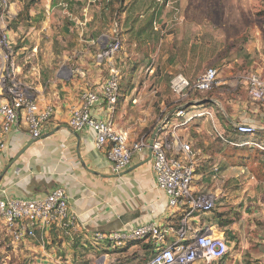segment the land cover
I'll return each instance as SVG.
<instances>
[{"label": "crops", "instance_id": "crops-1", "mask_svg": "<svg viewBox=\"0 0 264 264\" xmlns=\"http://www.w3.org/2000/svg\"><path fill=\"white\" fill-rule=\"evenodd\" d=\"M83 3V0H70V7L75 9ZM86 5L89 8L83 7L84 14L81 16L84 18L82 25L88 28V33L92 22L98 21L91 16L90 4ZM51 6L59 7L53 1ZM117 6L119 10L109 34L103 33L99 37V50L111 37L117 22L123 44L118 57L123 50L131 48L129 68L136 71L148 55V49H152L150 43L160 40L159 49H163V39L166 37V65L163 66L166 67V120L155 127L144 126L148 133L151 132L142 138L151 142L154 136L169 137L189 143L181 137V130L193 127L204 134L202 128L210 124L206 133L225 134L227 139L234 141L227 144L228 148L240 151L241 160L236 162L241 163V167L220 158L210 164V175H207V169L202 172L198 169L201 166L196 164L199 167H196L194 193L211 195L215 199V208L189 220V239L208 228L216 235L225 237L229 254L223 260L209 264H264V230L255 238L253 232L257 234V231L247 224L253 216L264 217V172L263 177L258 172L264 169V153L250 144L264 145V102L257 103L251 99L246 81L250 74H257L264 80V30H246L233 36L240 38L245 35L251 40L246 46L237 45L230 50L232 62L244 60L245 65L232 70L230 76L219 73L218 83L212 91H190L186 100H180L171 89L174 77L182 75L195 82L207 69H217L207 67L211 59L203 57L204 46L200 39L217 38L218 34L212 28L203 30L202 24L196 20L202 12L201 2L165 0L162 5L156 0H122L118 5L116 3ZM16 7L18 9V5ZM176 10L179 11L178 15L175 14ZM101 16H104L103 12ZM212 47V43L206 44V51L212 50ZM247 56H251L248 61ZM117 66L122 75L124 67H120L119 63ZM17 67L18 79L32 88L42 108L54 107V114L39 139H32L25 132L16 130L10 135L6 149L0 151V198L44 197L62 187L69 197L70 212L76 218L75 224L68 228L38 232L35 239L23 243L26 249L41 250L47 243L63 240L62 247L73 249L74 254L82 247L84 254L90 258L87 264H97L103 260L108 264L112 261L119 264H147L157 251L152 243L131 242L119 250H113L105 245H97L94 234H109L157 223L168 230L166 245L176 242L178 236L175 230L183 213L171 210L168 197L157 188L150 150L135 156L130 167L120 174H114L106 151L98 150L95 146L94 132L90 129L77 132L69 126L71 107L78 103L85 90L106 81L109 77L108 67H98L95 57L92 63H83L74 70L62 65L61 69L68 70L70 75L60 77L50 89L43 84L27 83V77H21L20 62ZM118 109L114 117L115 129L128 132L131 142L138 141L142 133L140 129L144 127L130 129L119 124ZM182 109L186 116L179 118L177 112ZM121 117L125 118L124 114ZM201 118L202 124L199 125L195 119ZM242 124L255 127L256 135L252 137L238 133L237 126ZM8 166V171L3 174ZM242 170L246 171V175L242 174ZM198 171L201 172L198 174ZM248 235L251 237L248 238ZM3 237L0 243L9 241L6 231ZM66 253L68 258L72 257L69 250ZM93 254L100 257L96 263L91 260Z\"/></svg>", "mask_w": 264, "mask_h": 264}, {"label": "built area", "instance_id": "built-area-1", "mask_svg": "<svg viewBox=\"0 0 264 264\" xmlns=\"http://www.w3.org/2000/svg\"><path fill=\"white\" fill-rule=\"evenodd\" d=\"M164 4L165 0H156ZM59 7L68 9L70 0H57ZM176 15L179 11L176 10ZM19 15L13 0H0V151L6 149L14 130L25 132L32 139H39L42 130L53 117L54 107H41L31 87L18 79L15 51L10 37L9 24ZM120 26L114 24L112 35L95 56L98 67L107 66L109 77L97 86L81 93L77 104L70 109L69 126L74 131L90 129L95 134V146L105 150L114 174H120L131 166L135 156L151 149L156 186L168 197L171 210H180L183 216L175 230L178 239L166 245L168 230L160 224L149 223L130 230L109 234L96 232L94 242L110 249L119 250L131 242L147 241L157 249L147 264H207L223 260L230 252L223 235L212 229L198 233L189 239V220L199 213H209L215 208L211 195H196L195 153L189 143L169 137L155 138L152 146L146 138L130 141L126 131L114 126L121 98L122 75L116 59L122 51ZM219 72L209 68L195 82L182 75L171 81V89L180 100H186L190 91L207 93L218 83ZM248 93L257 103L264 102V80L257 74L246 78ZM179 118L186 116L185 110L177 112ZM238 133L255 136L257 129L249 125H238ZM264 152V145L250 143ZM246 175V171L242 170ZM69 197L64 188L58 187L44 197L32 199L0 198V219L9 241L0 243V253L27 240H33L38 232H49L53 228H68L75 224L71 214ZM100 264H108L103 260ZM111 264H119L112 261Z\"/></svg>", "mask_w": 264, "mask_h": 264}, {"label": "rangeland", "instance_id": "rangeland-1", "mask_svg": "<svg viewBox=\"0 0 264 264\" xmlns=\"http://www.w3.org/2000/svg\"><path fill=\"white\" fill-rule=\"evenodd\" d=\"M13 1L18 5L19 14H24L25 6L30 4L28 16L24 15L22 22L9 24L15 62L17 65L20 62L22 67L21 77L26 76L27 83L43 84L50 89L60 77L70 75L69 69L74 70L83 63L93 62L100 48L99 37L103 33L109 34L119 10L116 3L118 5L122 0H83V5L75 9H71L70 6L68 9L54 8L51 6L52 1L55 4L57 0ZM198 1L201 2L202 12L196 20L202 24L203 30L212 28L218 34L217 38L202 37L200 39L204 46V59H211L207 67H216L221 76H230L232 70L239 65L242 68L246 63L244 60L232 62L233 56L230 50L235 49L237 45L245 44L246 46V43L251 41L245 35L240 38L232 37L241 31L264 30V0ZM87 3L90 4L91 16L98 21L92 22V28H89L88 33H86L88 28L82 25L84 18L81 16L83 7L89 8ZM102 12L104 16H101ZM99 16H101L100 19ZM163 40V49H159L160 40L150 43L152 49H148V55L136 71L129 68L131 48L123 50L122 54L117 56L116 62L120 67H124L122 68L121 99L118 106L120 114L118 123L122 126L130 129L152 125L155 127L166 120V67H163L164 64L166 65V37ZM210 43L213 44L212 50L206 51V44ZM250 57L247 56L246 60L248 61ZM62 65H67L68 70L61 69ZM123 114L125 118L121 117ZM202 118L195 119L197 124H202L200 123ZM204 127L202 128L204 134L198 133L193 127L183 129L180 133L194 150L195 162L201 166L197 168L202 172L207 169L205 171L207 175H210V164L216 163L220 158L241 167V163L236 162L241 160L239 159L240 151L227 146L232 139H227L225 134L220 135L211 130L209 131L211 135L206 133L205 130L210 128V124ZM140 130L142 133L139 139L150 135L151 131L148 133L147 127ZM200 172L198 171V174ZM258 172L263 177L264 169ZM196 216L198 214L194 215ZM263 218L253 216L247 221L248 226L257 231V234L253 232L255 238H258L264 230ZM3 230L5 231V226L0 219V241L4 238ZM249 235L248 238L251 237ZM48 240L51 242L50 239ZM63 242V240H54V243H47L43 249L36 248V251L26 249L23 243L8 247L5 253H0V264H87L90 258L88 259V256L84 254L82 247L74 254L73 249L62 247ZM66 250L71 253V258H68ZM91 258L92 262L96 263L100 257L93 254Z\"/></svg>", "mask_w": 264, "mask_h": 264}, {"label": "trees", "instance_id": "trees-1", "mask_svg": "<svg viewBox=\"0 0 264 264\" xmlns=\"http://www.w3.org/2000/svg\"><path fill=\"white\" fill-rule=\"evenodd\" d=\"M32 1H34V0H32ZM29 7H30V4L29 5H26L25 6V9H24L25 10L24 14H19L17 16V18L14 21H12V22H18V23L19 22H22V19H24V15H25V17L28 16ZM232 142H234V141H230V142H228V144H230ZM262 153H264V152H262ZM74 248L77 250V246H75Z\"/></svg>", "mask_w": 264, "mask_h": 264}, {"label": "water", "instance_id": "water-1", "mask_svg": "<svg viewBox=\"0 0 264 264\" xmlns=\"http://www.w3.org/2000/svg\"><path fill=\"white\" fill-rule=\"evenodd\" d=\"M154 140H155V136L152 138V140H151V142H150V146H152ZM22 153H23V152H22ZM22 153H21V154H22ZM21 154H20V155H21ZM150 154H152L151 149H150ZM9 167H10V166H8V167L4 170V173H3V174H5V173L8 171Z\"/></svg>", "mask_w": 264, "mask_h": 264}]
</instances>
